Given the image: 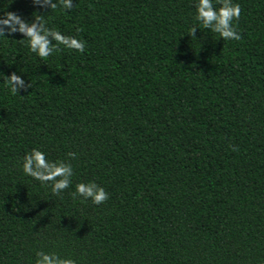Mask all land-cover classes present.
<instances>
[{"label": "trees", "instance_id": "1", "mask_svg": "<svg viewBox=\"0 0 264 264\" xmlns=\"http://www.w3.org/2000/svg\"><path fill=\"white\" fill-rule=\"evenodd\" d=\"M196 2L0 0L84 42L48 35L40 58L0 37V264H264V0H232L236 40L195 20ZM10 73L27 87L11 93ZM33 149L70 167L67 188L23 172Z\"/></svg>", "mask_w": 264, "mask_h": 264}, {"label": "clouds", "instance_id": "2", "mask_svg": "<svg viewBox=\"0 0 264 264\" xmlns=\"http://www.w3.org/2000/svg\"><path fill=\"white\" fill-rule=\"evenodd\" d=\"M41 3H47L50 8L56 9V5L51 3V0H40ZM220 6L215 10L212 7V0H197L195 3V20L199 21L203 27L210 28L212 32L217 33L222 39H239L237 32L233 30V21L239 17L240 6L233 3L232 0H218ZM68 0H63L61 8L68 7ZM39 19V18H37ZM19 32L22 36L27 37V47L30 52H34L40 58L48 57L53 49L49 46L48 35L68 49H75L77 52L84 50V42L78 41L74 37L61 35L58 31L44 30L42 33L37 24H28L21 20L20 16L5 12L0 15V37H5L4 34ZM11 93L16 94L18 86L23 85V81L15 74H9L4 81ZM27 87V85H23ZM68 155H75L68 153ZM22 170L25 174L39 180L52 181L56 177L53 184V191L57 189H65L68 187V179L66 174L70 173L71 169L67 165L51 164L45 159V154L37 149H33L26 154L22 161ZM75 193L89 199L92 203H101L107 198V194L103 188L97 186L94 182L77 183L75 185ZM35 264H73L70 259L58 258L55 254L45 252L36 253Z\"/></svg>", "mask_w": 264, "mask_h": 264}]
</instances>
